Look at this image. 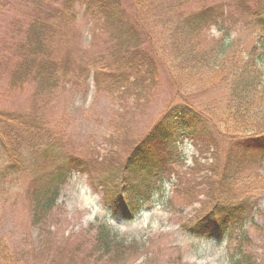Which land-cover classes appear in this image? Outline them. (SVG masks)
<instances>
[{
	"label": "rangeland",
	"instance_id": "rangeland-1",
	"mask_svg": "<svg viewBox=\"0 0 264 264\" xmlns=\"http://www.w3.org/2000/svg\"><path fill=\"white\" fill-rule=\"evenodd\" d=\"M29 1L0 0V43L5 36L10 39V31L13 36L19 34L18 27L13 28L12 24L17 20V26L29 22L31 9L41 18L53 19L46 13H55L57 19L53 22L57 24L49 38L62 59V69L59 85L51 90L48 88L51 83L41 79L39 82L31 79L24 87L10 86L11 65L18 56L14 50H0V110L28 115L27 119L37 126L34 138L29 137L36 146L26 145L25 141L17 146L18 171L8 168L12 158L0 152V250L8 249L6 258L0 254V264H83L80 258L92 250V244H87L89 249L83 250L82 255L70 257V251L94 238L95 228L100 225L127 242L142 241L146 248L141 251L130 248L120 260L109 256L97 260L100 254L94 250L92 264H231L235 243L229 244L226 237H203L181 230L183 223L210 209L204 195L210 180L204 181L208 171L203 164L212 162L208 151L204 153L207 159L201 156L195 161L198 157L195 146L188 137L175 131L172 141L178 160L171 174L157 177L153 195L134 215L116 213L106 202L103 182L98 179L102 170L99 164L108 163L109 157L121 163L164 113L179 85L190 101L211 112L223 127L224 114L230 116L236 108L232 91L243 76L236 72L235 64L239 61L242 65L246 57L262 55L263 51L256 46L264 43V30L254 19H244L233 11L219 24L200 32L196 50H176L177 44L183 45L173 36L179 11L196 10L205 0H122L129 16L126 15L140 26L144 40L141 50L149 55L143 65L149 66L145 75L152 78L143 84L144 77L133 81L134 75H126L120 54L113 50V33L118 25L111 24L112 16L104 21L94 13L95 9L86 12L82 0H74L73 8L68 7L66 0H39L30 6ZM132 3L138 6L133 7ZM18 37L15 40L22 41ZM221 43L226 45V55L232 59L217 53L224 50ZM181 55L186 56L185 61ZM65 62L68 63L63 66ZM115 75L121 77L119 83L113 81ZM175 80L179 81L176 87ZM255 99L259 101L261 95ZM228 124L232 125L230 120ZM251 127L241 129L247 131ZM234 136L239 135L235 132ZM35 149L50 152V163L44 164L45 169L39 170L41 164L33 160ZM70 153L93 162L98 170L94 174L72 170L46 222L49 225L43 229L54 233L51 241H47L43 226L34 221L28 194L38 184L36 181L45 177L42 173L50 174L55 166L66 168ZM253 166L245 172L241 184H247L242 191L223 195L221 200L225 206L249 204V217L253 221L246 227L251 244L247 249L262 259L264 162ZM160 172L159 168L153 170L154 174ZM106 175L100 177L105 179ZM178 180L182 186L187 181L194 185L188 198L174 194ZM68 239L70 243L65 248ZM55 244L65 248L62 255ZM147 253L151 254L149 261Z\"/></svg>",
	"mask_w": 264,
	"mask_h": 264
},
{
	"label": "trees",
	"instance_id": "trees-1",
	"mask_svg": "<svg viewBox=\"0 0 264 264\" xmlns=\"http://www.w3.org/2000/svg\"><path fill=\"white\" fill-rule=\"evenodd\" d=\"M82 1L84 4L86 3V12L95 9L94 13L99 14L104 21L105 18H109L108 16H112L111 24L118 25L115 34L113 33L112 47L120 54V59H122L127 70L126 75H134L132 76L133 81H141V77H144L142 78L143 84L148 79L150 80L152 75H147L148 78L145 75L149 66L143 65L149 55L144 53L143 49L141 50L144 40L140 33V26L128 17L129 14L123 6L122 0ZM29 2L30 6L39 0H30ZM66 2L69 8H73L74 0H66ZM134 4L138 6L137 3ZM134 4L132 3L133 7ZM233 11H237L244 19H254L264 30V0H224L223 2L205 0L196 10L181 9L179 11L180 19L176 24L173 36L177 37L183 45L176 43V50H196L195 41L200 32L219 24L220 20H225ZM46 14L52 15L53 19L51 17L41 18L31 9L29 22H20L17 26L15 25L17 20L12 24L13 28L18 27L19 34L13 36L14 33L10 31V39L5 36L0 43V50H14L18 56L15 63L11 65L13 70H11L10 86L24 87L31 79L37 82L41 79L46 84L51 83L48 87L50 90L59 85L62 59L56 54V50L52 47V39L49 38L55 31L54 27L57 23L53 21L57 19V14ZM59 14L64 15V13ZM66 20L68 19L65 18ZM17 37L22 38V41L15 40ZM125 37L128 38L124 40ZM32 41L34 42L31 45ZM256 47L263 51L261 56L258 58L246 57L243 59L242 65L239 61L235 64L236 72L243 76L241 77L242 81L238 82L239 85L235 86L232 91L237 100L236 108L230 116L226 117L224 114L223 127L216 121L211 112L190 101L187 95L181 92L182 85H179L176 89L177 93L167 104L164 113L121 163L116 161V158L110 159L109 157L107 158L108 163L101 162L99 164L102 165V170L98 179L103 182L102 191L106 197V202L115 207L116 211L121 210L126 214L133 215L153 195V184L158 177L157 174L153 173V169L160 168L162 173L171 174L174 163L178 160L177 148L174 147L172 141L175 131H179L190 138L198 152L195 161L204 156L205 151H208L212 162L203 164L208 171V175L204 176L207 179L204 181L207 183L210 180L208 191L204 192V195L206 196V204L210 206V209L206 213H201L196 218L183 223L181 230L198 233L203 237L211 236L219 239L226 237L229 244L235 243L230 256L231 264H264V254L262 259H259L247 249V247H251V244L246 227L253 221V218L249 217V204L246 206L239 204L225 206L221 200L223 195L232 196L242 191L247 184V182L241 184L246 177L245 172L254 168L253 165L264 162V43L262 42ZM221 49L224 50L217 52L220 56L223 55V57L232 59L226 55L228 50H225L226 45L224 43H221ZM182 57L185 61L186 56L181 55ZM226 60L227 62L230 61ZM67 63L65 62L63 66ZM137 73L139 75L143 73V75L139 77L136 76ZM115 76L113 81L119 83L121 77ZM98 79L97 72L96 82L99 81ZM178 82L175 80V87ZM136 84L141 86L139 82ZM180 94L181 96H179ZM256 95H261L259 101L255 99ZM28 117V115L19 112L0 110V152L2 154L4 151L6 155L12 158L8 166L10 170L13 168L17 170L20 166L16 160L17 155H19V148L17 147L19 142L20 145L22 141H25L26 145L36 146L31 140L34 138L32 135H34L33 131L37 129V126L32 124L27 119ZM228 120L231 121L232 125L228 124ZM252 123L254 124L253 127H251ZM241 127H251V129L245 131ZM235 132L238 133V137L234 136ZM31 136L32 139H29ZM222 143H225L223 148ZM79 157V155L75 156L70 153L66 168L57 169L54 165L53 172L50 174L42 173L41 175L45 177L37 180L38 184L30 189L28 197L33 203V218L37 225L43 226L42 230L49 225L46 222L51 217L60 191L67 183L72 170L77 169L93 174L98 170L93 162ZM32 158L37 161V164H41L38 166L39 170L45 169L47 166L44 164L50 162V152L47 149L39 152L35 149ZM204 159H207V156H204ZM103 173L108 174L105 179L100 177ZM142 173L144 175H141ZM185 183L182 186L181 180H178L173 191L176 196L178 195L182 199L188 198L189 194L192 195L194 192V185L192 187L189 181ZM93 187L96 189V186ZM95 230L94 238L71 250L70 257L82 255L83 250L89 249L86 248L87 244H92L91 247L93 246V248L80 258V262L83 264L93 263L92 253L94 250L100 254V258L97 260L102 259L103 256L120 260L127 255L130 248H137V251L146 248L142 241L127 242L105 225H100ZM43 234H46L47 241L48 239L51 241V236H54V233L47 229L43 230ZM69 243L70 240L68 239L64 247L66 248ZM53 246L62 255L65 248L58 244ZM0 254L6 258L8 249L2 248ZM150 257L151 254L147 253L146 261H149Z\"/></svg>",
	"mask_w": 264,
	"mask_h": 264
}]
</instances>
